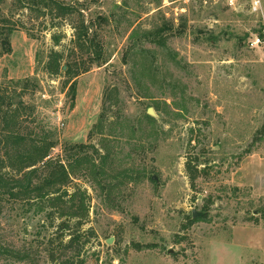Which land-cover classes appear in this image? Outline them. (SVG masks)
Segmentation results:
<instances>
[{"label":"rangeland","instance_id":"rangeland-1","mask_svg":"<svg viewBox=\"0 0 264 264\" xmlns=\"http://www.w3.org/2000/svg\"><path fill=\"white\" fill-rule=\"evenodd\" d=\"M58 2L73 12L0 0V95L12 132L52 144V159L105 158L100 175L68 169L69 192L88 196L85 264H264V0ZM82 26L98 64L74 49ZM0 173L22 176L6 161ZM28 208L0 198V264H50L54 229Z\"/></svg>","mask_w":264,"mask_h":264},{"label":"trees","instance_id":"trees-1","mask_svg":"<svg viewBox=\"0 0 264 264\" xmlns=\"http://www.w3.org/2000/svg\"><path fill=\"white\" fill-rule=\"evenodd\" d=\"M33 1L42 7L43 15L47 14L53 19L64 18L73 12L71 7L58 0ZM76 28H73L77 32L73 42L76 45L74 49L79 53L87 52V55L91 56L90 63H100L102 60L100 47L87 38L88 29L82 26L78 32ZM9 32L3 34L6 38L2 41L5 51L9 49L7 42ZM53 43L57 46L59 39L53 37ZM59 58H61L59 52L50 51L47 62V70L50 73L56 74L60 69ZM66 69V73L71 74V78H76L80 73L76 65L69 64ZM86 71L87 68L83 70V72ZM7 105L6 98L0 95V125L2 131L5 132L2 139L5 160H0V167H3L6 161L10 168H14L15 173L22 176L19 179H13L0 173V198L8 195L15 200L25 202L30 209H34L35 213L43 214L44 225L54 229L52 238L47 241V256L50 264H85L83 252L87 242L84 234L86 232L82 228L89 214L88 196L80 189L69 192L67 188L70 182L68 169H72L71 166L75 164L79 168L84 167L83 171L86 174L88 169L90 173L100 175L101 165L105 158H99L101 162L95 164L94 160L79 150L84 146L75 145L73 147L79 151L74 154V158L67 165L52 159L50 157V151L54 147L52 144L40 142L37 145L35 141L27 140L20 134L12 132L16 125L12 123L15 116L3 110V107ZM9 105H11V100ZM96 128L101 129L100 125ZM94 152L99 157L98 151L94 150ZM36 165L40 166L33 168ZM198 165L196 158L188 160L185 164V172L191 185L198 177ZM201 219V217L190 218L186 227Z\"/></svg>","mask_w":264,"mask_h":264},{"label":"water","instance_id":"water-1","mask_svg":"<svg viewBox=\"0 0 264 264\" xmlns=\"http://www.w3.org/2000/svg\"><path fill=\"white\" fill-rule=\"evenodd\" d=\"M63 69H64V68H63ZM147 115L150 116V117H154V116H155V115H154V112H153L152 109H148V110H147ZM193 217H196V213H195V212L193 213ZM110 243H111V240H108V241L106 242L107 245H109Z\"/></svg>","mask_w":264,"mask_h":264},{"label":"built area","instance_id":"built-area-1","mask_svg":"<svg viewBox=\"0 0 264 264\" xmlns=\"http://www.w3.org/2000/svg\"><path fill=\"white\" fill-rule=\"evenodd\" d=\"M258 44H260V41L258 39H255L254 41H252L250 43V47H254V46H257Z\"/></svg>","mask_w":264,"mask_h":264}]
</instances>
